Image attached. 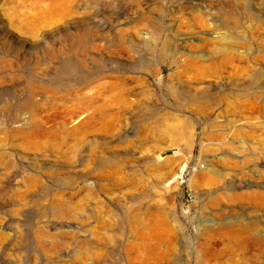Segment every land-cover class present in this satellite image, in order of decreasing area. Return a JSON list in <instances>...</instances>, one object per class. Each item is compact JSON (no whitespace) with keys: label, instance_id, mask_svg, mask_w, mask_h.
Listing matches in <instances>:
<instances>
[{"label":"rangeland","instance_id":"374dc122","mask_svg":"<svg viewBox=\"0 0 264 264\" xmlns=\"http://www.w3.org/2000/svg\"><path fill=\"white\" fill-rule=\"evenodd\" d=\"M0 264H264V0H0Z\"/></svg>","mask_w":264,"mask_h":264},{"label":"built area","instance_id":"2783aa9c","mask_svg":"<svg viewBox=\"0 0 264 264\" xmlns=\"http://www.w3.org/2000/svg\"><path fill=\"white\" fill-rule=\"evenodd\" d=\"M188 198H189V199H191V198H192V196L189 194V195H188Z\"/></svg>","mask_w":264,"mask_h":264}]
</instances>
